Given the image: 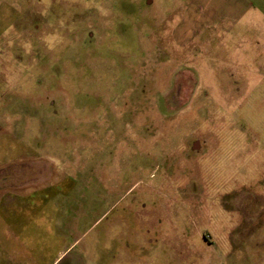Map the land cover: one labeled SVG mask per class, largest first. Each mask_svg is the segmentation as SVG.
I'll use <instances>...</instances> for the list:
<instances>
[{
    "label": "rangeland",
    "instance_id": "1",
    "mask_svg": "<svg viewBox=\"0 0 264 264\" xmlns=\"http://www.w3.org/2000/svg\"><path fill=\"white\" fill-rule=\"evenodd\" d=\"M0 210L40 264H264V0H0Z\"/></svg>",
    "mask_w": 264,
    "mask_h": 264
},
{
    "label": "crops",
    "instance_id": "2",
    "mask_svg": "<svg viewBox=\"0 0 264 264\" xmlns=\"http://www.w3.org/2000/svg\"><path fill=\"white\" fill-rule=\"evenodd\" d=\"M10 213L0 210V264H40V261L31 260L25 253H20L19 247H15L9 239L11 234Z\"/></svg>",
    "mask_w": 264,
    "mask_h": 264
}]
</instances>
